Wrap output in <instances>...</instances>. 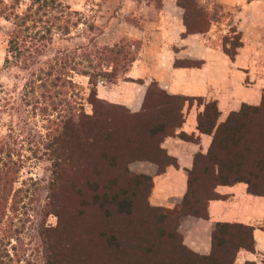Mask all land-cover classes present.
I'll return each mask as SVG.
<instances>
[{"label":"trees","instance_id":"16d2710c","mask_svg":"<svg viewBox=\"0 0 264 264\" xmlns=\"http://www.w3.org/2000/svg\"><path fill=\"white\" fill-rule=\"evenodd\" d=\"M0 16L7 22L2 25L4 65L20 83L10 87L0 82V264H169L164 259L152 263L147 255L153 246L144 245L141 230L128 223L138 212L141 190L151 211L164 210L157 213L158 236H165L167 244L179 240L168 253L173 264H235L240 249H254L250 225L217 222L209 254L185 245L177 228L184 214L209 217L208 202L217 196L220 183L245 180L251 192L264 194L248 177L232 176L253 151L246 137L259 120L249 113L264 109V94L259 105L244 104L217 126L216 101L206 104L199 128L214 131L211 148L197 154L180 208L166 210L148 199L152 176L133 173L128 164L173 160L161 142L181 124L188 97L169 94L153 81L136 112L101 98L99 83H116L128 72L137 59L136 45H100L94 37L73 42L94 27L79 31L83 16L64 0H0ZM241 36L238 31L230 46V37L222 45L232 58L243 44ZM175 100L176 107L164 111ZM116 110L125 111L134 128L145 121L143 140L128 136L121 141ZM42 160L50 164L46 179L23 178L27 167ZM77 196H82L83 207L77 206ZM91 211L98 218L85 222ZM51 214L58 218L56 225L47 223Z\"/></svg>","mask_w":264,"mask_h":264},{"label":"crops","instance_id":"0c3cea01","mask_svg":"<svg viewBox=\"0 0 264 264\" xmlns=\"http://www.w3.org/2000/svg\"><path fill=\"white\" fill-rule=\"evenodd\" d=\"M263 2L252 0L242 7L236 25L243 44L234 58L225 52L222 45L221 50H211L195 36H183L184 25L178 20L177 30L172 36L167 35L168 25H163L161 31L154 35H146L145 31L135 34L144 42L140 57L133 62L126 77L111 85L98 86L101 98L122 104L134 112L141 110L153 81L169 94L188 97L182 109L181 124L171 128L161 142V147L173 160L162 165L148 159L130 163L134 172L152 176L149 195L152 205L180 208L188 190L189 170L194 167L197 154H206L213 142L214 131L206 132L199 128V114L208 102L216 101L219 111L216 126L244 104L259 105L262 102L264 5L260 3ZM161 22L169 23L170 19L164 16ZM177 60L201 62L177 65ZM215 192L217 196L208 202V218L189 213L180 217L177 230L184 244L197 253L209 254L217 222L242 223L254 228V249H240L235 264L247 261L264 264V194L251 192L245 180L220 183Z\"/></svg>","mask_w":264,"mask_h":264},{"label":"rangeland","instance_id":"374dc122","mask_svg":"<svg viewBox=\"0 0 264 264\" xmlns=\"http://www.w3.org/2000/svg\"><path fill=\"white\" fill-rule=\"evenodd\" d=\"M10 1V0H5ZM71 5L72 9L81 12L83 19L80 23L79 31H82L89 25H93V29L86 33H81V36L75 37L73 42L86 41L88 37H94L97 44H115L121 42L135 43L134 51L137 52V58L140 57L143 46V39H138L135 36L145 31L146 35H154L159 33L163 25H168L167 35L172 36L177 30V21L184 25L185 32L182 35H193L201 44L209 49H220L225 39L230 37L227 45L230 46L231 39L239 31L237 28L238 15H240L242 7L245 6L248 0H64ZM260 5H264V2ZM170 19V22H161L163 17ZM6 20L0 16V82L10 87L20 86L16 80L14 71L5 67L4 60L6 56V37L2 29ZM164 23V24H163ZM153 32L148 34V32ZM136 34V35H135ZM197 48V47H196ZM192 63H199L200 60H188ZM188 61H177L178 64L188 63ZM130 68V67H129ZM127 75L123 73L119 79L125 78ZM79 79L87 82V78L80 77ZM118 79V80H119ZM104 83H99V85ZM109 84L110 83H105ZM98 85V86H99ZM18 88L17 90H19ZM165 100V99H163ZM178 101H173L164 110L175 108ZM88 112L92 111L91 105L86 106ZM117 121L122 123L123 131L120 134L121 141L124 142L129 136L135 140L144 139V130L146 127L145 121L142 122L141 128L137 125L134 128V123L129 120L130 116L125 111L116 110L114 114ZM172 118L176 119L178 115L175 112L171 114ZM253 119L259 120L255 125L256 130L247 135L246 140L249 146L252 147V153L248 156L240 166L236 165L232 176L248 177L251 181L257 184V187L264 189V109L258 113H249ZM252 137V140H250ZM128 138V139H129ZM251 143V144H250ZM135 161V160H133ZM132 162V161H131ZM130 162V163H131ZM130 163L128 167L130 168ZM50 164L47 161H35L23 171V178L30 175L46 179L50 174ZM131 169V168H130ZM83 170V169H81ZM133 173V170H131ZM125 186L130 187L125 184ZM124 186V187H125ZM131 188V187H130ZM134 189L131 188V191ZM46 192L43 191V198ZM139 201L136 206L138 212L136 215L129 218L130 224L137 226L141 230L144 245L153 246V250L147 255L152 263L156 260L164 259L167 263L173 264L170 261L168 253L171 251V245H176L179 240L176 239L172 243L167 244L165 236H158L159 223L158 214L164 212L163 209L151 211L146 205L147 194L144 190L138 192ZM149 199V197H148ZM77 206L83 207L82 196H77ZM166 209V208H164ZM167 210V209H166ZM150 213V214H149ZM99 213V217H100ZM147 215H149L147 217ZM98 218V214L91 211V214L84 218L85 222ZM101 218V217H100ZM83 217L81 218V220ZM57 216L49 215L47 223L52 225L57 224ZM95 220V219H94ZM164 224L166 221L163 222ZM169 247L168 250L165 248ZM178 256V255H175ZM176 260L175 263H178Z\"/></svg>","mask_w":264,"mask_h":264}]
</instances>
